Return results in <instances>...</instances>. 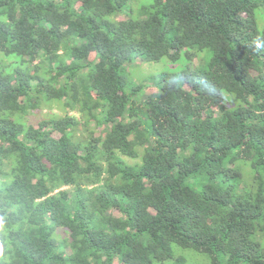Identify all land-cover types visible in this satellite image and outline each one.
Listing matches in <instances>:
<instances>
[{
    "label": "trees",
    "instance_id": "obj_1",
    "mask_svg": "<svg viewBox=\"0 0 264 264\" xmlns=\"http://www.w3.org/2000/svg\"><path fill=\"white\" fill-rule=\"evenodd\" d=\"M192 255L264 264V0H0V264Z\"/></svg>",
    "mask_w": 264,
    "mask_h": 264
},
{
    "label": "rangeland",
    "instance_id": "obj_2",
    "mask_svg": "<svg viewBox=\"0 0 264 264\" xmlns=\"http://www.w3.org/2000/svg\"><path fill=\"white\" fill-rule=\"evenodd\" d=\"M137 68L135 69H130V72L132 73L131 75H133L135 78H137L138 80L140 79H149V77H153L154 75H156L159 72H163V71H174L177 69V67H173L171 65L166 64V62L164 60H161L159 62H155V63H150V62H137ZM144 80V81H145ZM153 91V89H150L149 92ZM59 110L56 108H53L51 113L52 114H58ZM43 113H46V111L44 110ZM47 114H45L46 116ZM198 257V256H197ZM192 262H188V264H196L194 263V260L196 258V256L194 257V255H192V258L190 257ZM195 260V262H196ZM198 264H205L204 261H202L201 259H199Z\"/></svg>",
    "mask_w": 264,
    "mask_h": 264
}]
</instances>
